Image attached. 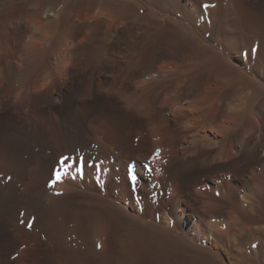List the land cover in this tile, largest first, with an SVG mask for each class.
<instances>
[{"label": "bare ground", "instance_id": "obj_1", "mask_svg": "<svg viewBox=\"0 0 264 264\" xmlns=\"http://www.w3.org/2000/svg\"><path fill=\"white\" fill-rule=\"evenodd\" d=\"M0 264H264V0H0Z\"/></svg>", "mask_w": 264, "mask_h": 264}, {"label": "snow or ice", "instance_id": "obj_2", "mask_svg": "<svg viewBox=\"0 0 264 264\" xmlns=\"http://www.w3.org/2000/svg\"><path fill=\"white\" fill-rule=\"evenodd\" d=\"M213 4H203L202 7L207 10L211 7H214ZM256 51L255 48L250 49V52ZM250 52H244L241 51V56L250 55ZM160 149H157L151 156L150 160L154 161L156 159L160 158ZM86 168H90L94 173H99L102 171L100 166L96 164L94 161H91L90 158L86 159L84 156H71V155H64L61 156L58 160L57 164L54 166L52 170V174L49 179V187H54L57 183L62 182L63 178L66 176H70L72 179L77 178H83L84 172ZM143 171L151 173L153 171V168L151 167V162H146ZM95 180L98 183H103L102 180H100L99 175H96ZM9 180H11V177H8ZM144 179L140 174H138L133 169L129 168L125 175V180L128 183L130 194L133 198L136 199L137 203L141 202V191L142 188L140 187V181ZM147 182V181H145ZM154 187V186H153ZM152 195H155V193H152ZM221 195L220 192H216L215 196L219 197ZM23 215V213L21 214ZM21 223H24L23 220H21ZM28 228H31L33 225L32 223H28L26 225ZM253 248L256 247L255 244L252 245ZM19 255V253H17ZM15 259V257H13Z\"/></svg>", "mask_w": 264, "mask_h": 264}]
</instances>
